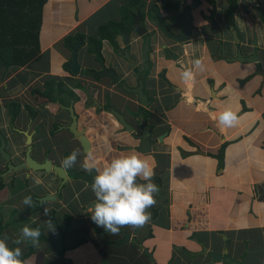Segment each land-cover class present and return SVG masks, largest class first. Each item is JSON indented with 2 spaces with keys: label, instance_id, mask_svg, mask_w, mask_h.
<instances>
[{
  "label": "crops",
  "instance_id": "obj_1",
  "mask_svg": "<svg viewBox=\"0 0 264 264\" xmlns=\"http://www.w3.org/2000/svg\"><path fill=\"white\" fill-rule=\"evenodd\" d=\"M130 1L46 0L36 49L40 57L26 65L0 64V142L12 163L24 160V133L31 137L30 155L39 163L48 159L63 167L62 160L72 151L81 153L78 163L65 169L69 180L62 188L54 172L20 169L2 178L6 162L0 157V238L20 247L22 257L31 242L17 243L20 229L41 228L50 242L40 239L24 264L55 260L62 242L69 247L67 264H264V0H236L232 21L225 16L227 0ZM125 7L131 14L123 24L127 29L103 31L100 60L89 53V38H101L105 24L121 22ZM181 8L190 14L185 44L164 30L181 33ZM134 14L140 15L146 36L134 31ZM114 34L118 48L111 41ZM145 37L147 61L142 60ZM80 39L81 69L75 75L68 67L71 46ZM125 49L134 67L120 55ZM238 51L243 56L254 53L258 61H234ZM195 58L203 60L205 70L184 84L180 74ZM107 68L129 88L142 79L148 106H141L112 77L98 76ZM13 104L19 105L14 117ZM70 107L101 165L133 153L154 162L159 192L157 203L148 209L151 220L140 228H123L135 233L153 261L130 241L117 244L120 232L111 235L91 220L97 202L91 189L94 177L74 178L89 173L80 166L87 152L67 128ZM110 108L124 116L134 133L146 126L153 143L150 152L138 150L139 141ZM228 108L237 113L239 123L222 132L213 117ZM28 174L44 183L34 186ZM47 194L56 198L39 199ZM29 195L32 207L22 203ZM48 220L55 232H48ZM66 229L70 234L62 240ZM209 252L221 258L214 260Z\"/></svg>",
  "mask_w": 264,
  "mask_h": 264
},
{
  "label": "clouds",
  "instance_id": "obj_2",
  "mask_svg": "<svg viewBox=\"0 0 264 264\" xmlns=\"http://www.w3.org/2000/svg\"><path fill=\"white\" fill-rule=\"evenodd\" d=\"M191 51L195 55L197 49L193 47ZM204 70L203 60L195 58L183 69L181 79L184 84H188L196 72ZM213 119L222 132L239 123L237 113L230 108L220 111ZM80 155L79 151H72L62 160V166L65 169L75 166ZM80 166L89 174L96 173L91 183L97 201L91 214L93 223L109 234L117 235L124 227L140 228L150 222L151 213L148 209L157 203L156 194L159 192L158 185L153 181L155 164L150 157L133 153L113 158L101 165L97 155L88 151ZM26 178L32 180L34 186L44 183L39 176L28 174ZM22 203L32 207V196H25ZM46 223L48 232H55L52 221ZM41 235L40 227L24 225L17 243L31 242L33 247H39ZM21 255L20 247L12 248L6 238H0V264H24Z\"/></svg>",
  "mask_w": 264,
  "mask_h": 264
},
{
  "label": "water",
  "instance_id": "obj_3",
  "mask_svg": "<svg viewBox=\"0 0 264 264\" xmlns=\"http://www.w3.org/2000/svg\"><path fill=\"white\" fill-rule=\"evenodd\" d=\"M180 10L182 12L181 21L179 23V25L181 27V33L179 35H174L171 31L166 30V29H164V30H165V32L169 38L174 40L176 43L181 44V43H186L190 39L191 23H190V14L187 12V10L183 9V8H181ZM139 22H140V15L134 14L132 27L139 37H143V36H145L146 31L143 27H141ZM217 32H220V31H217ZM128 34H129L128 32L125 33V40H124L125 47H127L128 43H129ZM233 35L235 36V39H236V35L234 32H233ZM253 37H254L253 43H254V45H256L255 35H253ZM80 43H81V39L75 45L71 46L73 56H72V59L70 61V65H69L68 69L75 75L79 74L80 69H81L80 65L78 63V60H77L78 48L80 46ZM149 49L150 48L148 46V39L145 37V41H144V45H143V49H142V58H143L142 60L143 61H147V59H148L147 53H148ZM120 55L122 57H124L127 60V62L130 63V65H132L133 67L135 66V61L130 57L127 49H125L123 52H121ZM233 60L241 62V63H253V62H257L258 58L256 57V54H254V53L251 55L243 56V55H241L240 51H238L236 57ZM98 76H110V77H112L115 84H118L121 82L119 75L117 74V72L113 68L104 69L102 72H100V74H98ZM123 89H125V91H127V93L135 94L137 96V100L141 106H143V107L148 106L149 101L147 99L146 94L143 92L142 79H138V83H137L136 88H129V87H127V85L123 84ZM67 110L70 112L71 118H72V123L67 128L70 130V132L75 137L79 138V141L81 142V145L83 146L84 151L88 152L91 148V144H90L89 140L87 139L85 133L83 131L78 130V128H77V117L74 113L73 108L70 107ZM110 111L113 112L118 117V119L120 120L122 125L125 127L126 131L129 133H133V137L139 141L138 150L141 153L150 152L151 146L153 143L149 140L150 131L146 128V126L143 124V127H142L143 130L140 133L136 134L133 132V128L129 124H127L123 115H121L119 112L115 111L112 108H110ZM24 135L26 137V146L27 147H26V151H25V155H24V160L18 164L12 163L10 155L7 154L6 151L4 150V142H2V141L0 142V157L6 162V170L1 174V177L3 178V177H6L7 175H11L20 169L30 170L33 172H40V171L45 172V173L54 172L57 175V177L61 180L60 188H62L67 183V181L69 180V176H68L65 168L54 165L48 159H45L41 163L35 161L30 155L31 137L27 133H24ZM158 141H161V138H159ZM55 198H56V195L47 194V195L40 197L39 199L40 200H47V199H55ZM120 233L122 235V238L116 242L117 244H121V243H125V242L130 241L133 245H135L136 247L141 249L142 252L148 257V259L150 261H153L152 253L147 248H144L142 242L135 239V236H134L135 233L133 235H131L129 232H127L123 228L120 230ZM205 251H206V249L204 248V252ZM209 254L214 260L221 258V254L211 253V252H209Z\"/></svg>",
  "mask_w": 264,
  "mask_h": 264
},
{
  "label": "trees",
  "instance_id": "obj_4",
  "mask_svg": "<svg viewBox=\"0 0 264 264\" xmlns=\"http://www.w3.org/2000/svg\"><path fill=\"white\" fill-rule=\"evenodd\" d=\"M135 1L137 2V0H132L130 3L133 4ZM227 1L228 8L225 10V16L228 21H232L233 13L237 4L236 0ZM45 2L46 0H0V64L8 65L14 63L16 65H26L30 61L40 57L39 54L36 55V49L39 48V30L41 28L43 5ZM123 12L125 16L121 22L112 21L101 27V38L94 36L89 38V53L95 54L101 60L103 31H108L115 27H118L119 30L127 29L123 24L130 20L131 14L126 7L123 9ZM111 41L114 46L118 48L116 34L111 36ZM121 84L123 85L124 82L122 81ZM13 106L17 108V110H15V108L13 109L14 117L18 114L19 105L13 104ZM146 116L147 112L144 114V117ZM74 176V178L81 177L89 179L90 176H95V172L89 175L82 173ZM0 188H2V184H0ZM39 208L40 205L36 206L34 210H39ZM2 229L3 227L0 226V233ZM61 233L63 240L68 234H70V231L66 229L65 231H61ZM40 239L50 242L49 239L43 235H41ZM83 241H79L78 243H82ZM77 244L72 245L71 248L76 247ZM68 248L69 247L62 242L61 247L56 248L55 260L44 259L42 264H67L65 251ZM32 249L33 246L30 245L29 251L21 257L22 261L32 254Z\"/></svg>",
  "mask_w": 264,
  "mask_h": 264
},
{
  "label": "rangeland",
  "instance_id": "obj_5",
  "mask_svg": "<svg viewBox=\"0 0 264 264\" xmlns=\"http://www.w3.org/2000/svg\"><path fill=\"white\" fill-rule=\"evenodd\" d=\"M138 1L140 2V0H138ZM36 227H38V226H34V228H36ZM28 249H29V248H26V252H28ZM25 254H26V253H25Z\"/></svg>",
  "mask_w": 264,
  "mask_h": 264
},
{
  "label": "flooded vegetation",
  "instance_id": "obj_6",
  "mask_svg": "<svg viewBox=\"0 0 264 264\" xmlns=\"http://www.w3.org/2000/svg\"><path fill=\"white\" fill-rule=\"evenodd\" d=\"M144 28V27H143ZM145 36H146V34H145ZM185 44V43H184ZM121 83V82H120ZM120 83H118V84H120ZM125 84V83H124Z\"/></svg>",
  "mask_w": 264,
  "mask_h": 264
}]
</instances>
